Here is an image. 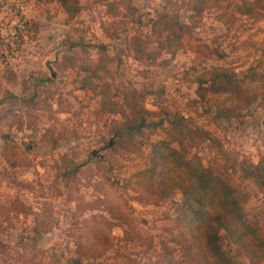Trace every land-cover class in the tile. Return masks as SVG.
Masks as SVG:
<instances>
[{"label": "rangeland", "instance_id": "rangeland-1", "mask_svg": "<svg viewBox=\"0 0 264 264\" xmlns=\"http://www.w3.org/2000/svg\"><path fill=\"white\" fill-rule=\"evenodd\" d=\"M129 1L133 10L122 8L113 19L106 12V5L81 0V10L70 19L58 2L0 0V98L5 89L20 98L28 96L37 76L53 75L55 79L40 89L49 94L53 115L49 110H36L28 118L25 107L0 104V201L6 204L20 197L42 213L45 208L53 222L37 239V248L43 251V255H37L32 244L37 238L32 230L34 216L11 213L8 218L0 212V264H26L31 258H35L36 264H86L74 253L76 243L104 247L108 240L110 249L98 259L103 264H180L183 251L171 241L174 223L168 216H175L173 200L181 201L182 194L178 191L173 199L145 205L136 200L140 194L146 195L138 176L144 167L141 153L102 155L101 135L106 134L107 125L119 115L98 119V100L79 87L78 71L61 69L69 42L84 39L85 46H91L88 52L83 53L82 45L75 48L87 59L98 60L99 49L112 58L110 69L116 95L119 86L131 82L146 106L160 112L156 119L171 118L175 111L182 113L198 141L189 153H198L205 164H219L228 157L243 166L244 160L256 163L264 156V96L231 119L216 117L214 106L209 111L207 105L192 103L197 98V83L192 79L205 67L230 66L240 77L253 70L264 72V19L233 13L236 20L230 22L231 8L224 17L228 21L225 25L218 16L228 0L210 1L198 22L187 10L188 0ZM166 12L191 26V33L183 38L182 49L174 56L163 53L159 59L140 58L130 50V38L134 34L146 38L152 19ZM154 47L150 44L148 49ZM162 58L172 61L162 65ZM11 74L15 75V82H8ZM255 85L259 83H252L251 87ZM160 89L161 94L157 92ZM20 110L26 122H32L31 127L25 125L22 131L8 125L13 120L10 114ZM205 131L218 138L221 151H210L209 140L201 138ZM53 136L59 138L55 144L46 141ZM147 137L144 153L149 151L150 142L165 138V134L158 132ZM9 142L18 145V162L24 165L12 166L2 156ZM65 153L82 167L69 183L56 178L54 166ZM98 197L131 216L140 238L122 241V228L109 229L94 220V215L108 216L102 205L99 209H84L85 204ZM249 206L260 211L264 220L262 193L255 194ZM77 220L84 224L75 227L71 236L67 232L76 226ZM226 248L234 250L230 244ZM238 264L251 263L238 258Z\"/></svg>", "mask_w": 264, "mask_h": 264}, {"label": "trees", "instance_id": "trees-1", "mask_svg": "<svg viewBox=\"0 0 264 264\" xmlns=\"http://www.w3.org/2000/svg\"><path fill=\"white\" fill-rule=\"evenodd\" d=\"M58 2L70 19L75 18L81 10V0H47ZM213 0H188L187 10L192 12L195 21H199L208 3ZM223 2L226 0H214ZM91 4L106 5V12L115 17L119 16L122 8L133 10L129 0H88ZM222 7V6H221ZM232 8V9H231ZM219 21L228 25L224 18L228 9L232 10L230 22L236 20L235 14L249 16L258 20L264 19V0H232L222 8ZM114 23V21H113ZM37 27H35L36 32ZM191 33L188 22L179 17H172L169 13H161L151 21V31L145 37L134 34L130 38V50L140 58H161L163 53L175 55L183 47V38ZM84 39L80 42H69L68 52L60 63L61 69H75L78 71V82L81 89L90 91L98 100L97 118L106 115H119L107 125L106 134L101 135L104 156L115 157L133 153H141L144 167L138 176L146 195H139L136 200L147 205L173 199L179 191L181 201L173 200L176 206L174 217L168 216L174 223V236L171 241L180 245L183 253L178 261L180 264H238V258L247 259L251 264H264V220L262 213L249 206L253 196L257 193L264 195V156L258 162L243 161V166L236 159L225 157L222 163L217 161L205 164L198 153L190 155L191 147L198 145L192 134L193 130L185 116L172 112L171 118H158L160 112L149 109L138 88L131 82L119 86L118 95L113 91L112 72L110 63L112 58L99 49V58L94 61L79 55L80 45L83 53L88 52ZM154 44L153 49H148ZM77 47V48H75ZM172 59V58H171ZM170 58H162L160 64L171 63ZM82 74V76H80ZM14 74L8 76V82H15ZM54 76H37L31 94L20 98L17 94L5 89L0 98V104L17 105L26 108V114L33 116L36 110H49L53 115L49 94L41 91L42 86L54 83ZM192 82H196V96L193 104L201 103L215 107V115L220 118H237L240 111L256 104L260 96H264V72L253 70L247 76L240 77L233 67L215 65L203 68V72L194 75ZM252 83H259L251 87ZM27 86L24 90L26 92ZM163 89L157 90L161 94ZM45 94L42 97V94ZM212 111V110H211ZM13 120L9 122L12 128L22 131L32 122H26L24 112H12ZM51 115V117H52ZM170 115V114H169ZM169 123V124H166ZM163 132L165 138L150 142V149L144 153V143L149 141L147 135ZM52 135V134H51ZM187 135L189 137L187 138ZM187 138V140H186ZM202 140L208 139L210 151H221L222 145L212 133L205 131ZM192 142L189 144V140ZM58 136L46 138L47 142L56 143ZM177 145V146H176ZM18 145L7 143L2 156L12 166L22 164L18 162ZM222 153V152H221ZM56 178L70 182L82 170L81 165L65 153L59 162L54 163ZM144 193V194H145ZM103 207L108 212L94 215L93 219L105 224L109 229L116 227L123 229L122 241H134L140 238V233L134 226L131 216L126 215L119 207L108 204L105 199L96 198L85 204L84 209H99ZM0 212L3 217L13 213L16 216L33 215L35 222L33 232L37 236L32 243L37 255L43 251L37 248V239L52 225L50 213L37 210L27 204L20 197H15L8 203L0 201ZM84 224L76 221L73 228L68 230L74 235L75 227ZM81 229V227L77 228ZM107 243V241H106ZM234 246L233 252L226 245ZM105 245V244H104ZM108 245L95 246L86 242H77L74 253L86 264H103L100 259L110 249ZM166 247V246H165ZM32 259V260H31ZM27 259L26 264H36L35 258ZM23 264V262L21 263Z\"/></svg>", "mask_w": 264, "mask_h": 264}]
</instances>
